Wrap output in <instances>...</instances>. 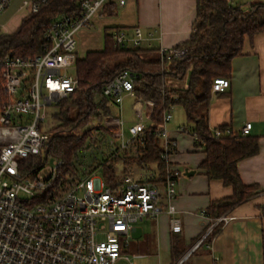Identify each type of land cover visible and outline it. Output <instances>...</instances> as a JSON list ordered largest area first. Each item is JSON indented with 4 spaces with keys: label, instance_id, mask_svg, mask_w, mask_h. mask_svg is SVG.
Returning <instances> with one entry per match:
<instances>
[{
    "label": "built area",
    "instance_id": "2783aa9c",
    "mask_svg": "<svg viewBox=\"0 0 264 264\" xmlns=\"http://www.w3.org/2000/svg\"><path fill=\"white\" fill-rule=\"evenodd\" d=\"M16 1L20 2L14 13H37L48 0H0V37L9 32L4 29L2 17ZM126 1L82 0L79 19L69 15L58 17L45 31L51 45L43 54L24 58L10 51L0 56V264H117L122 258L130 261L123 250L129 245L132 229L144 218L168 213L171 231L182 230L174 203L180 173L172 164L177 140L167 129L172 111L164 114L163 124L157 129L165 164L163 180L158 179L157 164H149L156 171L148 173L140 167L141 173L134 174L124 163L125 158L140 155L138 150L144 147L147 127L146 112L150 119L153 111L151 100L137 98L134 86L138 75L130 70L119 73L103 89L110 100L109 110L112 104L116 110L105 112L98 108L101 124L110 133L107 156L125 164V173L119 177L116 173L112 186L99 175L105 160L86 174L68 173L57 183L59 167L63 165L61 158H50L29 174L20 168L23 160L45 152L49 134L43 123L49 116L48 107L67 98L80 83L78 31L92 25L95 15L108 3L119 7ZM114 38L122 46L139 48L147 37L138 26L133 36L124 29L115 31ZM159 51L162 59L181 58L186 53L184 48L168 46ZM230 84L229 77H217L211 92H225ZM126 97L134 99L137 120L133 124H128L124 117ZM90 125L98 128L96 122ZM251 128L252 123L248 122L238 130L227 125L224 130L213 128L212 133L218 138L234 132L242 136L249 135ZM177 131L191 135L196 143L201 139L188 125ZM230 219L228 213L210 219L201 238L175 264L185 263L203 246L217 223L227 224Z\"/></svg>",
    "mask_w": 264,
    "mask_h": 264
},
{
    "label": "trees",
    "instance_id": "16d2710c",
    "mask_svg": "<svg viewBox=\"0 0 264 264\" xmlns=\"http://www.w3.org/2000/svg\"><path fill=\"white\" fill-rule=\"evenodd\" d=\"M81 1L48 0L42 4L37 13L23 17L15 31L0 37V56L10 51L24 58L43 54L51 45L45 38V31L58 17L69 15L79 19ZM196 7L195 30L191 38L175 46L186 50L181 58L148 60L143 57L140 47L118 44L114 32L106 33L104 49L89 51L85 57L79 58L77 74L80 83L67 98L53 105L56 109L52 117L57 123L49 134L44 154L23 160L21 170L29 174L43 167L50 158H61L63 165L59 167L57 183L68 173L78 176L96 168L97 164L80 168L76 161L78 153L85 148L109 151L107 140L110 133L101 124L102 113L98 108L111 111L108 107L110 100L103 94V89L119 73L130 70L138 75L134 86L137 98L151 100L153 111L144 131V147L138 150L140 155L125 158V164L133 161L141 168L157 164L158 179L163 180L165 164L161 159V139L157 129L163 124L164 114L178 105L185 109L192 133L201 138L197 144L203 145L207 151V157L201 163L206 176L222 180L234 191L230 197L212 201L206 210L207 216L215 220L258 194V186L246 184L238 169L239 161L259 152L258 136H241L234 132L218 138L209 127L208 116L214 79L230 78L231 62L242 53L245 38L252 39L264 31V2H251L245 10L230 0H196ZM105 8L108 14L117 11L115 3H108ZM167 77L179 80L186 77L187 85L171 86L166 82ZM91 122H96L98 128L91 126ZM225 127L219 126L221 130ZM104 160L100 167L105 181L112 186L114 163L119 159L111 160L106 155ZM224 225L222 221L217 223L203 245L211 244Z\"/></svg>",
    "mask_w": 264,
    "mask_h": 264
},
{
    "label": "crops",
    "instance_id": "0c3cea01",
    "mask_svg": "<svg viewBox=\"0 0 264 264\" xmlns=\"http://www.w3.org/2000/svg\"><path fill=\"white\" fill-rule=\"evenodd\" d=\"M105 7L95 15L92 25L77 33L80 58L89 51L104 49L106 33L117 29H125L133 36L135 27H142L147 38L139 47L148 60L160 57V47H175L190 39L195 30L196 0H127L114 14L106 13ZM231 63L230 87L225 92L212 94L209 127L212 130L231 125L238 130L246 123H252L250 134L258 136L260 149L256 155L239 161L238 169L243 181L258 186L260 191L231 208L227 212L231 216L230 222L223 226L211 244L197 249L183 264H264V31L252 39L246 37L242 53ZM186 85L187 80L176 87ZM126 98L132 100L127 105L132 116L128 115L126 121L133 124L137 120L134 99ZM124 109L126 112V107ZM111 110H116L115 104L111 105ZM188 124L189 121L176 123L171 129V135L177 140L172 164L180 170L174 203L182 230L173 233L170 215L162 213L158 218H144L130 234L131 239L137 234L138 249L141 243L152 239V250L148 248V254L158 258L164 256L167 264H175L201 238L211 223L205 215L210 203L230 197L234 192L232 186H226L222 180L206 176L201 166L207 157L205 147L198 145L191 135L177 131Z\"/></svg>",
    "mask_w": 264,
    "mask_h": 264
},
{
    "label": "rangeland",
    "instance_id": "374dc122",
    "mask_svg": "<svg viewBox=\"0 0 264 264\" xmlns=\"http://www.w3.org/2000/svg\"><path fill=\"white\" fill-rule=\"evenodd\" d=\"M231 3L233 5H242L243 8L246 10L249 8L250 4L252 1L254 0H230ZM258 1V0H257ZM264 2V0H259ZM256 2V1H255ZM18 6V1L13 3V5L11 7H9V9L5 12V14L2 17V21L4 22V29L8 30L9 32L15 31L21 20L23 19V17L29 15L30 13H26V12H16L14 13V11L16 10ZM9 32L7 34H9ZM167 84L171 85V86H178L180 85L181 82L186 81L187 78L185 77V79L183 80H179V79H175L172 77H167ZM132 102V100L130 98H126V100L123 103V108L126 107V112H124V117L126 119V117L128 115L132 116V112L131 109L127 108V105H130ZM56 107L55 106H49L48 107V112H49V116L46 120V122L43 123L44 129L48 134L52 133V129L55 126V124L57 123V120L54 119L52 117V114L55 112ZM173 111V118L170 121V123L167 125V129H174L173 125H176V123H185L186 121V112L185 109L181 106L175 105L174 108L172 109ZM145 123L148 124L147 120L145 119ZM129 136L128 133V129H126V137ZM108 150L106 151L104 148L100 150L95 148V149H89V148H85V150L80 151L79 157L76 159V161L78 162L77 164L79 165L80 168L85 169L86 167H88L89 165H96V164H100L101 161L104 160L105 156L107 155ZM50 164V161L48 163V165ZM47 165V166H48ZM125 164H123V162L121 160L117 161L114 163V167H115V174L117 173V176H122L125 171H124V166ZM126 168L127 170L129 169L131 172L133 171L134 174H140L141 173V168L139 166H136V164L131 161L128 163H126ZM143 170H146L148 173H150L151 171H156L157 168L153 165L149 166V167H144ZM99 175H101L104 178V173L103 170L99 171ZM105 179V178H104ZM137 235V234H135ZM133 236V238L130 240L129 245L126 246L123 250V255H128L130 258V261L122 258L120 259L117 264H167V259H165L164 256L158 258L155 255H152L151 253L148 254V248L150 250H152V239H150L148 242H144L141 243L140 245V249L137 248V243H138V237L137 236ZM144 252H146V255H143ZM153 253V252H152ZM137 254H141L142 256H136ZM131 262V263H130Z\"/></svg>",
    "mask_w": 264,
    "mask_h": 264
}]
</instances>
